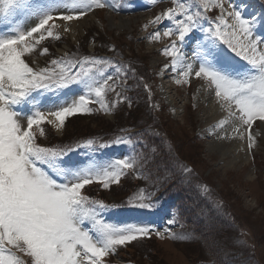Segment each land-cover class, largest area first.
<instances>
[{
	"label": "snow or ice",
	"instance_id": "obj_1",
	"mask_svg": "<svg viewBox=\"0 0 264 264\" xmlns=\"http://www.w3.org/2000/svg\"><path fill=\"white\" fill-rule=\"evenodd\" d=\"M158 2L151 0L153 5ZM172 5L144 25L167 20L172 27L162 34L156 30L147 39L170 41L160 51L169 60L164 70L176 74V84L189 85L194 75L203 81L205 92L214 93L225 114L213 126L222 133L217 138L243 140L248 132L251 150L253 123L264 122V35L257 32L264 28V6L245 15L250 5L244 0L239 4L172 0ZM133 7V0L122 6L116 0H0V264H107L105 258L115 254L117 247L153 230L142 224L105 222L102 214L117 206L82 191L93 183L104 189L119 184L129 170H136L135 157H97L98 142L91 139L74 147H45L37 142L38 135L46 134L44 124L59 131L68 117L91 114L90 104L108 113L127 99L117 91L123 68L106 58H74L67 53L45 67H31L26 59L46 39L59 40L56 29L69 32V22L95 9L130 11ZM213 9L220 12L215 20L206 15ZM32 21L34 25L26 27ZM192 40L196 42L189 57L183 48ZM47 53V48L40 51L42 56ZM109 69L115 75L108 74ZM73 86L82 94L69 103L65 90L70 92ZM109 92L116 94L111 105L106 100ZM112 143L131 140L117 138ZM109 146L99 144L101 149ZM81 148L90 150L85 162L69 159ZM153 195L140 189L128 206L152 209ZM156 235L164 238L158 230ZM168 237L184 238L171 232Z\"/></svg>",
	"mask_w": 264,
	"mask_h": 264
},
{
	"label": "rangeland",
	"instance_id": "obj_2",
	"mask_svg": "<svg viewBox=\"0 0 264 264\" xmlns=\"http://www.w3.org/2000/svg\"><path fill=\"white\" fill-rule=\"evenodd\" d=\"M133 3H136L138 7L142 6L140 0L133 1ZM225 7L227 8L228 5L225 4ZM210 12L212 20H215L216 16L220 14L219 9H213ZM90 14H93L91 17L94 16V18H90ZM150 16L152 15L127 17L131 18L128 19L127 24L124 15L96 9L87 15V24L84 25L83 30L76 32V40H71L68 33H65L68 36L63 39V44L65 43L66 47L62 49H69L68 53H70L71 48H80L81 44L89 41L88 51L95 55L97 50L103 49V46L100 47L97 41L93 40L92 33L98 31L100 35H95V37L100 39L101 43H104V40L111 43L114 46L113 55H117V52L121 55L123 52L129 58L137 57L138 63H144L139 69L148 78L139 77V87H136L134 80L129 81V89L131 91L140 89V94L147 106L144 111L136 107L135 114L126 118L122 124L154 126L157 129L156 133H158L156 142L160 143L163 139L165 140L163 146H158L148 143L146 136L140 134L139 137L143 139L142 145H144L146 154L141 152L140 149L143 146L140 143L117 144L118 147L112 148L111 151L121 150L125 153L129 149L131 153L134 152L137 161L136 170L134 172L129 170L133 175L130 192L127 194L125 189L117 192L111 191V187L117 190L123 187L124 178H121L119 184L110 185L108 189H104L96 183L88 185L91 188H97L90 198L103 201L107 205L119 204V212L117 213L123 214V217L119 220H110L109 223L118 225L136 223L147 225L153 229L150 235L145 237L150 242L144 247L138 240L130 243L141 248L140 253H136L135 258L132 252L127 255L126 251L123 252L121 258L134 259L142 264H264V133L258 137L256 148L249 154L250 156L244 150V140L217 138L222 133L218 129H214L213 126L223 118L224 113L219 110L215 103L214 93L211 95L212 98L207 92L204 94L205 91L201 87L203 81L199 78H193L194 75L190 80L192 86L188 91L187 85L175 83V73L164 70V65L169 63V60L161 54L160 50L170 41L163 38L159 42L149 41L147 37L156 30L162 34L164 30L171 27V23L166 20L160 25H149L145 28L144 25L148 24ZM146 19L147 21H145ZM61 28L59 33L61 36H65L63 28ZM138 31L140 32L138 33ZM141 35L143 36L140 39ZM57 41L54 40V42ZM185 49L189 50V57H191L193 48L185 46L183 51ZM111 51L112 49L109 50V52ZM59 52L64 53L63 51ZM98 58L100 57L98 56ZM28 59L45 67L42 58L33 55ZM195 67L198 68V65ZM108 74L114 75L115 73L109 71ZM145 85H147L146 91L143 90ZM171 85H175V91L171 89ZM65 92L68 93L69 103L82 94L81 89L76 86H73L70 92L68 90ZM161 92L167 95L161 98ZM202 97L204 99L209 97L212 106L219 110L212 113L210 120L208 119L211 117L210 113ZM106 98L109 97L106 96ZM121 104L118 103L116 108ZM89 106L93 109L91 114H75L82 117L81 120L77 118L71 120L70 116L66 119L61 130L55 129L61 137L64 135V138L70 139L77 132L81 133L83 128H88L101 135V131L95 130V124L91 123L94 121L93 115L104 120L103 127L106 129L115 127L118 119L121 118L116 120V114L111 110L108 113L100 111L98 104H90ZM128 108L132 109L130 104ZM77 121L79 123L74 129V124ZM262 126L255 122L250 131L253 133L256 130L264 132ZM47 128L45 127L46 134L44 137L37 134L41 141L48 136ZM128 135V131L122 132L119 138L128 140ZM81 143L82 141L79 144ZM114 153L108 158H121L118 153ZM86 154H90V150L81 148L73 152L72 155L70 154L69 159L82 163L87 160ZM97 157L107 159L103 154ZM171 158L178 159L185 166H190L186 168L190 171H185V168L180 166L171 174V176L180 177L178 182L184 184L188 190L179 192L170 176L167 190L164 192L173 191L176 194L178 198L176 208L180 217L185 215L209 216L208 219H203L207 223L206 236L200 237L205 243H202L197 235H193L187 227L182 228L178 224H173V228L170 229L165 226L169 223V218H175V212L171 209H160L157 204H155L156 209H139L128 206L129 198L137 194L140 189L147 190L150 188L151 181L156 180L155 174H160L163 171L164 160L167 159L170 162ZM173 164L175 165L174 162ZM185 172L189 173L184 175ZM187 176H190L191 179L186 180ZM150 191L151 189L148 190V193ZM164 201L168 203V201ZM180 207L183 209L181 210ZM116 208L108 211V216L111 211L115 213ZM198 211L204 213L200 214ZM213 213L220 215V217L212 216ZM210 217H215L217 223H212ZM228 225L230 226L226 228ZM157 230L164 233L163 239L157 237ZM169 232L173 234L185 232V235L190 233L192 241L189 242L188 237L173 241L168 237ZM145 250L148 252L143 256L141 253H145ZM105 259L108 262V259Z\"/></svg>",
	"mask_w": 264,
	"mask_h": 264
},
{
	"label": "bare ground",
	"instance_id": "obj_3",
	"mask_svg": "<svg viewBox=\"0 0 264 264\" xmlns=\"http://www.w3.org/2000/svg\"><path fill=\"white\" fill-rule=\"evenodd\" d=\"M34 23H35V21H32L31 23H27L26 26L30 28L31 26L34 25ZM59 23H62V22L59 21ZM69 23L71 24V30L69 32H65V33H68L70 35L71 39L75 40L76 35H77L76 32H78V31L80 32V31L83 30L84 25L87 24V19H86V17H84V19L81 22H78V21L76 22L74 20V21L69 22ZM202 99H204V97H202ZM203 102L206 103V107H207V109H208V111L210 113L211 117L208 118L210 120L212 118V113L213 112H218L219 110L212 106V101L210 99L207 98V99L203 100ZM226 128H227V131L231 132V127L230 126H226Z\"/></svg>",
	"mask_w": 264,
	"mask_h": 264
},
{
	"label": "trees",
	"instance_id": "obj_4",
	"mask_svg": "<svg viewBox=\"0 0 264 264\" xmlns=\"http://www.w3.org/2000/svg\"><path fill=\"white\" fill-rule=\"evenodd\" d=\"M130 115H134V114H130ZM122 116H123V115H122ZM97 126H98V128H99L101 131H103L102 127H100V124H98ZM107 132H110V130H108ZM88 133H89V132H87L85 135H88ZM90 134H92V136L95 135L94 133H91V132H90ZM90 134H89V135H90Z\"/></svg>",
	"mask_w": 264,
	"mask_h": 264
}]
</instances>
